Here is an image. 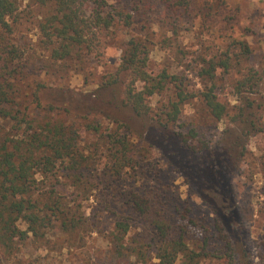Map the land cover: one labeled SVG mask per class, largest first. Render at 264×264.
Segmentation results:
<instances>
[{"label":"trees","instance_id":"16d2710c","mask_svg":"<svg viewBox=\"0 0 264 264\" xmlns=\"http://www.w3.org/2000/svg\"><path fill=\"white\" fill-rule=\"evenodd\" d=\"M30 1L47 10L39 29L53 47L52 59L58 62L81 59L86 51L92 53L100 33L111 29L117 17L127 26L133 24L132 13L116 11L107 0ZM131 1L132 12L138 13L148 0ZM163 3L178 18H182L181 8L192 16L197 6L196 19L205 22L208 16V1ZM19 8L20 0H0V248L12 254L31 236L47 244L58 232H83V226L89 225L92 232L104 233L110 224L114 261L135 256L141 263L155 257L159 264H213L222 260L255 264L244 230L233 222L237 214L234 195L223 199L217 194V198L199 195L211 210L212 217L206 219L196 217L192 204L181 201L158 181L127 191L123 199L114 192L126 188L127 170H136L142 149L150 148L148 142L141 145L132 138L136 133L128 121L109 117L116 128L104 132L100 119L90 118L97 112L93 107L44 103L40 91L31 101L17 96L15 79L22 73L24 56L6 45V35L12 31L10 21L16 20ZM149 41L135 36L124 42L119 67L104 77L99 89L111 92L109 104L114 102L139 119L154 114L151 98L174 89V98L165 101L152 119L165 129L178 125L174 135L184 150L202 157L207 166L223 171V176L227 174L232 180L250 137L264 132V101L257 106L259 112H254L257 99L245 96H261L263 78L258 65L242 63L252 60L254 51L247 41L236 40L237 55L232 51L211 59L206 53L198 56L203 91L197 97L186 93L181 78L171 72L170 60L157 71L150 69ZM233 74L240 77L234 86L244 105L231 115V107L218 91L219 83ZM194 101L206 106L212 126L218 128L229 119V126L216 141L183 123V112ZM70 189L79 190L82 195L77 198L86 199L98 190L95 210L100 217L91 221L73 214L72 207L64 203ZM82 204H75V210L83 208Z\"/></svg>","mask_w":264,"mask_h":264},{"label":"rangeland","instance_id":"374dc122","mask_svg":"<svg viewBox=\"0 0 264 264\" xmlns=\"http://www.w3.org/2000/svg\"><path fill=\"white\" fill-rule=\"evenodd\" d=\"M107 1L116 11L132 13L133 24L127 26L124 19L117 17L111 29L100 33L92 53L86 51L81 59L58 62L52 59L53 47L39 29L47 10L30 0H20L17 18L10 21L12 31L6 35V45L18 49L24 56L20 68L22 73L15 79L19 88L17 96L28 101L40 91L44 103L56 102L81 109L93 107L103 114L92 113L90 118L100 119L104 132L116 128L111 118L128 121L136 133L132 138L141 145L148 142L150 148L142 149L136 170H127L124 184L127 189L118 188L114 193L126 199L127 191L158 181L160 186L174 192L181 201L192 204L196 217L200 219L212 217V214L199 195L217 194L219 199L234 195L237 214L233 222L244 230L254 263L264 264V132L250 137L246 154L238 162V169L231 180L227 174L223 176V171L207 166L202 157L184 150L174 135V131L179 130L178 125L165 129L158 126L155 118L152 119L165 101L174 98V89L161 97L151 98L149 104L156 112L141 119L120 110L114 102L109 104L113 99L111 92L99 89L104 77L119 67L122 45L131 37L150 40V69L157 71L163 62L170 60L171 72L181 78L186 93L197 97L203 91V81L198 77L200 66L197 57L204 53L208 59L224 57L226 52L232 51L237 55L240 50L236 40H245L254 55L250 61L242 60L243 66L256 67L257 64L263 78L259 89L261 96H245L257 99L252 111L259 112L257 106L264 101V0H197V3L208 1L205 22L194 17L199 11L198 6L194 7L192 16L181 8L182 18H178L172 16L163 0L146 1L138 13L132 12L134 5L131 0ZM239 78L233 74L219 83L221 89L218 92L222 101L231 107V115L236 114L237 107L244 105L234 86ZM192 103L183 112V123L212 142L216 141L224 128L229 126V119H224L216 128L210 122L206 106L197 101ZM261 121L264 129V114ZM66 193L68 198L64 203L72 207L73 214L91 221L100 217L95 210V195L100 194L98 190L89 199L77 198L79 190L70 189ZM80 202L83 208L75 210V204ZM111 230L112 226L107 224L104 233L92 232V227L87 225L83 226V232H58L47 244L31 236L12 254L0 248V264H159L155 257L142 263L135 256L114 261L109 237ZM213 264L230 263L222 260Z\"/></svg>","mask_w":264,"mask_h":264}]
</instances>
